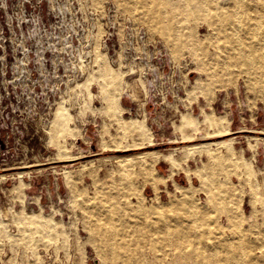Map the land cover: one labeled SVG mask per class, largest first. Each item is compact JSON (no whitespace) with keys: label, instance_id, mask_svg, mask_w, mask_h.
I'll return each instance as SVG.
<instances>
[{"label":"rangeland","instance_id":"1","mask_svg":"<svg viewBox=\"0 0 264 264\" xmlns=\"http://www.w3.org/2000/svg\"><path fill=\"white\" fill-rule=\"evenodd\" d=\"M139 3L0 0V264H121L115 253L125 252L90 229L92 213L107 208L136 222L118 243L144 252L141 264L167 263L160 240L169 231L160 221L151 231L146 221L158 215L144 207L169 202L177 184L201 181L214 198L207 203L199 191L198 203L226 223L227 203L215 192L233 188L228 205H240L245 227L258 223L264 232L254 197L264 196V88L249 84L244 68H225L211 43L223 36L208 22L177 13L178 23L189 21L182 29L189 37L176 53ZM106 74L115 78L111 87ZM204 111L226 116L229 132L217 135ZM186 114L191 123L182 122ZM131 122L147 137L127 128ZM225 139L237 163L218 144ZM188 145L195 149L184 151ZM214 150L220 157L209 155ZM137 154L151 169L117 159Z\"/></svg>","mask_w":264,"mask_h":264},{"label":"bare ground","instance_id":"2","mask_svg":"<svg viewBox=\"0 0 264 264\" xmlns=\"http://www.w3.org/2000/svg\"><path fill=\"white\" fill-rule=\"evenodd\" d=\"M138 1L143 2V5L141 3L139 5L143 6L140 7L143 9L144 20L149 24L150 29L158 31L167 38L176 53H180L181 49H183L179 40L189 37L183 38L182 29L187 31V24L184 27L183 22L186 20L180 21L181 23L177 22L178 19H176L177 21L175 20L177 13L179 16L182 14L187 19L188 17H192L194 20L198 18L201 21L205 20L208 22L215 34L223 36L222 42L220 38L219 40H211V43L217 47V56L222 59V64L225 68L228 66H240L244 68L243 72L247 73V78L245 77L247 82L251 85L259 84L264 88V0ZM122 3L124 4V2ZM168 7L171 8L170 11L165 9ZM192 18L188 20L190 21ZM114 80L113 76L104 75L105 86L111 87ZM102 92H105L103 88ZM58 117L60 120H65L66 114L60 111ZM203 120L211 126L218 128L215 132L217 135L229 132L230 121L226 116L216 117L215 114L213 115L204 111ZM182 122L184 124L191 123L190 114L184 115ZM127 128L133 130L139 138L147 137L145 131L139 125H136V123L131 122L127 124ZM185 139H187L186 136ZM218 144L228 145L226 152L228 158H226L229 163H237L236 157H233L231 140L225 139ZM139 146H142V143H139ZM191 149H195L194 145H188L184 151ZM209 155L213 158L220 157L217 150L210 151ZM117 159L122 165L126 161L138 159L139 164L143 168L149 170L152 167L151 162L147 158L142 157L141 154L127 157L120 156ZM160 159L173 161L172 155L162 156L157 154L156 161ZM174 173H176V169H173L172 174ZM164 178L166 179L167 177ZM229 184L231 185V183ZM177 185L181 190L179 194H174L169 202L158 201L152 207H144L150 215H158L157 221L155 219L146 221V226L151 231L159 221L169 231L160 240L171 253L168 257V262L163 264H187V262L189 264H264V232L260 230L258 223L249 224L248 227H245L240 205L236 207L232 204L228 205V192L233 188L227 192L219 190L215 192V194L222 197L221 199L224 203H227V206L224 205L225 207H223L226 221V223H223V217L217 218V214L209 210V206L206 205L214 198V191L210 192L208 190L209 186L206 181H201L199 185L191 184L189 187ZM134 189L136 191L139 190L137 186ZM218 189L221 188L218 187ZM199 191H206L208 193L206 198L207 203L202 204L195 200V196ZM255 194V200L261 204L264 214V196L259 195V193ZM92 214H94V221L90 225L92 234L107 242V244L113 247L114 251L120 249L125 252L124 255L115 253V258L121 259V264H131L134 261L137 264H141L148 261L146 254L140 252L138 248L131 251L129 243H118L117 241L118 236L123 235L129 228L136 225L130 213L121 214L117 219L115 218V212L111 208ZM29 219L35 220L36 217L29 216ZM115 219L116 225L115 221L113 222ZM232 222L234 223L233 227H231ZM4 227H7V225ZM155 241L158 242L159 239ZM128 251L130 252L128 253ZM103 259V262L107 261V258L103 257ZM152 262H158V259L152 256ZM115 264H120V262H115Z\"/></svg>","mask_w":264,"mask_h":264}]
</instances>
